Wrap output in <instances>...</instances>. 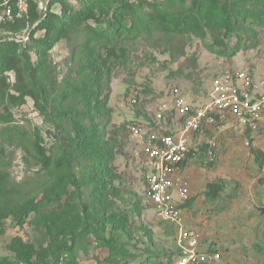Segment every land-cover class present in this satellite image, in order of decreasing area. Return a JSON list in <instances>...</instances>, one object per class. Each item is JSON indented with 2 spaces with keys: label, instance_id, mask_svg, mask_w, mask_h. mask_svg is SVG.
Here are the masks:
<instances>
[{
  "label": "rangeland",
  "instance_id": "1",
  "mask_svg": "<svg viewBox=\"0 0 264 264\" xmlns=\"http://www.w3.org/2000/svg\"><path fill=\"white\" fill-rule=\"evenodd\" d=\"M130 3L133 8L122 19L123 25L139 19L145 29L124 33L116 42L101 41L89 56L92 35L80 26L52 48L35 75L23 63L17 65L18 73L0 72V114L12 118L0 123V208L11 210L42 200L22 226L11 217L0 221V256L10 264H27L9 248L14 239L33 249L30 261L36 264H173L178 227L159 221L143 197L140 145L130 128L134 124L151 128L158 105L170 103L175 87L189 104L201 107L208 101L213 78L226 72L246 70L255 91L264 90V22L246 25L241 40L235 33L216 31L206 32L205 37L170 35L145 13L163 14L171 21L193 9L191 0ZM261 4L264 0L229 2L238 11L249 12L246 16H259ZM217 35L219 44L214 42ZM5 36L0 30V39ZM108 45L116 46L118 57L107 55ZM35 59L32 55L31 63ZM31 91L38 97L42 94L38 104L28 94ZM97 96L99 107L94 105ZM232 121L229 116L193 135L191 147L198 154L193 165L204 171L205 190L210 183L220 185V190L215 197L204 199L199 192L187 199L180 207L181 220L184 215L190 219L203 215L205 210L210 237L205 238L198 224L191 230L200 245L206 243L219 253L217 264H264V211L244 196L249 188L256 194L263 191L264 176L251 167L248 136L228 137L222 130ZM76 124L87 135H99L97 143L85 149L73 145L70 138ZM160 126L168 132L179 129L181 121L171 114ZM261 126L255 136L264 139ZM37 134L47 165L36 148ZM258 147L264 155V146ZM102 149L110 156L106 176L96 172ZM210 151L215 154L212 164L207 163ZM64 154L72 156L68 165ZM49 191L53 201L45 196ZM61 199L74 205L77 227H67L60 218ZM183 229L189 228L183 223Z\"/></svg>",
  "mask_w": 264,
  "mask_h": 264
},
{
  "label": "trees",
  "instance_id": "2",
  "mask_svg": "<svg viewBox=\"0 0 264 264\" xmlns=\"http://www.w3.org/2000/svg\"><path fill=\"white\" fill-rule=\"evenodd\" d=\"M73 2V4L71 2ZM185 1V0H179ZM59 3L61 10L59 14L47 12L42 16L38 10V0H29V9L26 15L13 21L0 20V30L3 33L16 34L38 22L34 30H44V35L38 39L29 38L22 46L19 43L8 40L6 35L0 39V72L15 71L18 64H26L31 67L32 74H36L39 68L43 66V59L48 55L52 48L60 41L66 40L72 30L79 29L84 26L87 33L91 34V45H88V54L92 56L93 50L97 49L98 43L116 42L117 38L122 34H132L135 30L145 29V25L139 19H133L131 25L126 27L123 25L122 19L129 16L133 5L130 0H50L49 4ZM193 9H190L186 15L167 21L163 14L157 17L150 12H146L145 16L151 22H158L161 31L170 35H181L183 33L195 34L199 37H205L206 32H219L220 34H236L239 40L243 36V28L248 26H258L264 22V4L260 5L259 16H246L249 12L245 10H237L229 6L230 0H191ZM9 4L14 10V0H9ZM249 33L251 29L248 30ZM33 32V30H32ZM218 34V35H220ZM214 36L216 44L221 43V39ZM101 42V43H102ZM114 44V43H113ZM112 45V44H111ZM104 47V45H103ZM116 46H107L105 52L107 55L118 57ZM36 56L34 63H31V56ZM17 72V71H15ZM18 73V72H17ZM36 104L39 99H42L34 92L28 93ZM95 98V107H99L100 100ZM89 105V104H88ZM43 112L45 107L40 108ZM172 114V112H170ZM12 118L9 114H0V123L10 122ZM248 133V131H247ZM100 136L97 134L87 135L83 128L76 124L75 135L70 138V142L77 148L85 149L88 145L96 144ZM249 141L252 138L249 137ZM36 148L39 155L44 159L43 164L47 165V156L45 149L41 146V139L37 134ZM259 167L264 162V155L260 150H250ZM100 161L98 162L99 169L96 171L100 176H106L107 165L109 161V151L100 150ZM72 156L64 154V162L70 164ZM73 180H75L72 177ZM75 187L76 184L73 181ZM220 189L218 184L207 185V196H215ZM48 201H53L52 191L46 194ZM42 204V200H30L23 205L11 210L0 208V221H4L8 217L15 220L16 224L22 226L25 224L30 214L38 211ZM62 206L60 218L66 222L69 228L77 227L79 217L74 211L72 202L66 199L59 200ZM51 220V219H49ZM19 258L27 260V264H36L31 262L30 258L34 255L33 249L26 244H23L19 239L9 245ZM178 253H176V257ZM0 264H10L6 256H0Z\"/></svg>",
  "mask_w": 264,
  "mask_h": 264
},
{
  "label": "built area",
  "instance_id": "3",
  "mask_svg": "<svg viewBox=\"0 0 264 264\" xmlns=\"http://www.w3.org/2000/svg\"><path fill=\"white\" fill-rule=\"evenodd\" d=\"M50 0H38V10L42 16L47 12L59 14V3L49 4ZM29 0H14V10L9 0H0V20L13 21L27 14ZM38 22L16 34L6 33L8 40L25 46L32 39L44 35V30H34ZM33 30V32H32ZM264 85V81H262ZM253 78L248 71H232L216 76L211 81L208 101L195 108L189 104L182 91L175 87L171 91L170 103L161 102L151 128L134 124L131 135L140 145L143 161V197L153 208L159 221L175 224L178 227L176 246L178 256L173 264H209L218 261L219 253L203 250L198 235L191 229H183L179 204L189 197L188 184L179 173L186 163L193 147L192 137L207 124H215L227 117L236 121L240 131L251 137L261 130L264 134V90L255 91ZM133 103L135 100L132 101ZM181 121V127L165 132L160 123L167 115ZM248 145V143H247ZM215 162V154L208 152L207 163Z\"/></svg>",
  "mask_w": 264,
  "mask_h": 264
},
{
  "label": "crops",
  "instance_id": "4",
  "mask_svg": "<svg viewBox=\"0 0 264 264\" xmlns=\"http://www.w3.org/2000/svg\"><path fill=\"white\" fill-rule=\"evenodd\" d=\"M233 119V118H232ZM222 130H227V136L231 137L232 135H241L244 134L246 136H248V138H252L251 135L247 132H243L240 131L239 127L236 124V121L233 119L232 122H229L228 124L224 125ZM251 149H257L260 150L261 148H259L258 146H264V139L262 138H258V136H253L252 141H251ZM259 148V149H258ZM198 154L196 153V149L192 148V150L190 151V155L188 156L186 163L182 166L181 171H180V177L185 180L188 184V190H189V197L188 199H192L195 195H197L199 192H203L204 193V199L206 197H215L219 190L217 191L215 196H207V190H205L204 187V182H206V176L204 175V171L202 170H198L197 167H195L196 165H193V161H194V157L197 156ZM250 157H251V167L254 169H259L261 170L262 175L264 176V162L262 164L261 167H259L258 162L255 161L251 151H250ZM213 184V183H210ZM242 184V183H241ZM209 185V184H208ZM244 190L247 188L244 183L241 185ZM247 194L244 195L245 199L248 201L250 200L252 205L255 206L258 209H262L264 211V189L263 191L261 190V192L259 194L255 193V189L253 188H249V191L247 190L246 192ZM206 196V197H205ZM212 199V198H210ZM196 200L194 205L196 204V202L198 201V198L194 199ZM184 204V202L182 204H179V208ZM201 205V204H200ZM183 207V206H182ZM206 212L205 210H203V215L199 214V216L194 217L193 219L191 218H186V215L182 216L183 220L182 223H184L185 226H187L189 229H193V227H196L198 225H200V231L202 234H204L205 238L210 237V232H211V225H209V221L206 219ZM262 218L264 219V212L262 214ZM215 224L217 225V219L214 220ZM193 226V227H191ZM206 243L201 244V248L204 250H210L212 251V248H210ZM208 248V249H206ZM217 252V251H216ZM225 258V257H224ZM223 258V259H224ZM209 264H217V261H212ZM251 264H257L255 263H251Z\"/></svg>",
  "mask_w": 264,
  "mask_h": 264
}]
</instances>
